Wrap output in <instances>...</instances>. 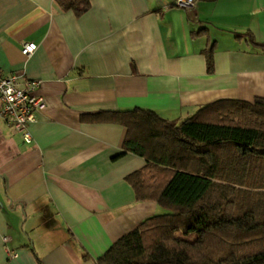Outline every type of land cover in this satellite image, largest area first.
<instances>
[{"label":"crops","instance_id":"0c3cea01","mask_svg":"<svg viewBox=\"0 0 264 264\" xmlns=\"http://www.w3.org/2000/svg\"><path fill=\"white\" fill-rule=\"evenodd\" d=\"M89 2L76 16L55 0H0V77L20 70L45 99L29 143L0 119V264H95L162 211L136 199L127 177L145 160L123 153L126 128L106 112L182 121L264 97V49L249 37L264 43V0ZM22 42L36 50L23 55Z\"/></svg>","mask_w":264,"mask_h":264},{"label":"trees","instance_id":"16d2710c","mask_svg":"<svg viewBox=\"0 0 264 264\" xmlns=\"http://www.w3.org/2000/svg\"><path fill=\"white\" fill-rule=\"evenodd\" d=\"M55 3L76 16L90 7L89 0ZM213 50L202 51L208 73ZM105 115L126 128L123 153L145 160L127 177L136 199L162 211L95 264H264V97L217 100L182 121L139 107Z\"/></svg>","mask_w":264,"mask_h":264},{"label":"built area","instance_id":"2783aa9c","mask_svg":"<svg viewBox=\"0 0 264 264\" xmlns=\"http://www.w3.org/2000/svg\"><path fill=\"white\" fill-rule=\"evenodd\" d=\"M194 3L195 0H174L172 6L190 9ZM36 47L34 42H22L21 53L30 56ZM40 84L39 80L26 79L20 70L0 77V119L19 132L26 143L32 141L30 124L37 120V112L45 107V99L38 93Z\"/></svg>","mask_w":264,"mask_h":264},{"label":"rangeland","instance_id":"374dc122","mask_svg":"<svg viewBox=\"0 0 264 264\" xmlns=\"http://www.w3.org/2000/svg\"><path fill=\"white\" fill-rule=\"evenodd\" d=\"M186 238L191 240V239L195 238V234L188 235V236H186Z\"/></svg>","mask_w":264,"mask_h":264}]
</instances>
